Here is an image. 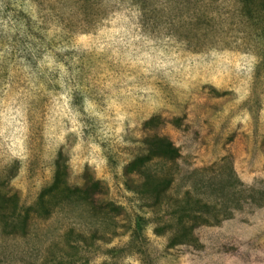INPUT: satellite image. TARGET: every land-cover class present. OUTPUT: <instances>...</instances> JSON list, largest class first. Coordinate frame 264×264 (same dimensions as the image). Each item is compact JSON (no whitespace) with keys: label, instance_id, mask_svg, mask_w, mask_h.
Wrapping results in <instances>:
<instances>
[{"label":"rangeland","instance_id":"rangeland-1","mask_svg":"<svg viewBox=\"0 0 264 264\" xmlns=\"http://www.w3.org/2000/svg\"><path fill=\"white\" fill-rule=\"evenodd\" d=\"M204 4L0 0V202L52 180L100 192L23 237L0 223V264H264V60L251 29H193ZM152 135L181 154L153 168L175 180L153 207L124 178ZM187 190L216 211L179 226Z\"/></svg>","mask_w":264,"mask_h":264},{"label":"trees","instance_id":"trees-1","mask_svg":"<svg viewBox=\"0 0 264 264\" xmlns=\"http://www.w3.org/2000/svg\"><path fill=\"white\" fill-rule=\"evenodd\" d=\"M143 16V7L146 0H133ZM205 8L203 20L196 19L194 28L204 27L209 34L218 31L216 28H228L238 30L245 28L246 34L250 30L255 32L258 48L261 50L260 57L264 60V0H202ZM220 2L221 4H218ZM225 7V11L223 10ZM196 8H198L196 6ZM202 21V22H201ZM224 26V27H223ZM258 26L259 28H256ZM244 31V30H243ZM238 32H240L238 30ZM221 33H225L222 30ZM208 35V34H207ZM190 43V42H189ZM142 153L132 159L124 170L125 183L128 190L136 194L150 197L153 201L151 207L158 206L169 199L175 180L168 176H162L154 167L164 166L168 163H176L180 158V150L166 136H145L140 141ZM99 183H86L81 189H76L61 180H52L39 193L35 203L29 207L20 204L19 196L13 193L9 196L11 205L0 202V223L4 229H10L14 236H26L35 219L47 220L60 209L65 202L82 201L93 204L96 194H99ZM71 193V194H69ZM67 199V200H66ZM172 199V198H171ZM92 201V203H90ZM90 206V205H89ZM94 207V205H92ZM174 214L178 217L177 224L184 225V217L188 212L195 213V218L202 219L204 212L216 211L215 206L201 202L200 198H192V192L187 190L185 196L174 201ZM201 215H199V214ZM214 213V212H213ZM80 241L84 240L83 234H78ZM65 258H68L66 260ZM62 260L64 262L62 263ZM42 264H76L73 255L61 256L60 262L48 259Z\"/></svg>","mask_w":264,"mask_h":264}]
</instances>
